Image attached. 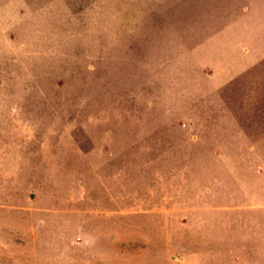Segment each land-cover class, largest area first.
Returning a JSON list of instances; mask_svg holds the SVG:
<instances>
[{
	"label": "rangeland",
	"instance_id": "374dc122",
	"mask_svg": "<svg viewBox=\"0 0 264 264\" xmlns=\"http://www.w3.org/2000/svg\"><path fill=\"white\" fill-rule=\"evenodd\" d=\"M0 264H264V0H0Z\"/></svg>",
	"mask_w": 264,
	"mask_h": 264
}]
</instances>
